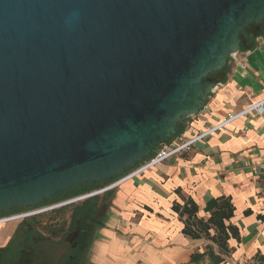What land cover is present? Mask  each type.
Here are the masks:
<instances>
[{
	"label": "water",
	"instance_id": "95a60500",
	"mask_svg": "<svg viewBox=\"0 0 264 264\" xmlns=\"http://www.w3.org/2000/svg\"><path fill=\"white\" fill-rule=\"evenodd\" d=\"M261 25L264 0H0V216L143 164Z\"/></svg>",
	"mask_w": 264,
	"mask_h": 264
},
{
	"label": "crops",
	"instance_id": "0c3cea01",
	"mask_svg": "<svg viewBox=\"0 0 264 264\" xmlns=\"http://www.w3.org/2000/svg\"><path fill=\"white\" fill-rule=\"evenodd\" d=\"M247 50L228 60L221 84L205 101L204 109L183 126L186 140L218 126L227 116L264 99V30L247 42ZM180 133V134H181ZM264 120L255 115L237 118L194 142L191 150L129 176L108 194V211L96 230L92 246L95 264H191L194 254L216 246L203 237L183 234L191 201L197 219L206 222L219 201L234 208L225 225L237 231L222 256L237 264H264ZM17 225L0 223V248ZM210 235L214 230L209 231ZM205 258L203 264H207Z\"/></svg>",
	"mask_w": 264,
	"mask_h": 264
},
{
	"label": "trees",
	"instance_id": "16d2710c",
	"mask_svg": "<svg viewBox=\"0 0 264 264\" xmlns=\"http://www.w3.org/2000/svg\"><path fill=\"white\" fill-rule=\"evenodd\" d=\"M262 30H264V28H262L261 31ZM225 69L226 65L220 71L212 75L219 74V78H221V75ZM182 123L178 124L174 136L182 132ZM172 138L166 140L165 143L170 141ZM112 181L113 180L105 183H110ZM95 187H98V185L86 184L79 188H71L65 193H59L55 195L53 199L45 201L43 204L54 203V201L61 202L73 197L81 196L93 191ZM93 198L95 197L84 200L83 204L75 209L73 217L68 223L62 221H51L49 226L44 224L49 229L52 227V230L50 229V235L52 238L64 237L67 233H69L68 231L70 229L79 234L83 225V219L92 213V208H97L91 202H86ZM89 203L90 208H87ZM39 206H42V204ZM173 210L178 212L180 216L186 215L184 228L182 230L184 235L192 239H199L200 237H203L216 246L217 253L214 252L212 246H207L204 253L192 255L190 259L191 264H203L205 258L208 260L207 264H224L222 256H227L229 253L227 241L230 238H235L237 236V231L234 227L231 225H225V222L229 221V219L233 216L234 208H232V206L227 201H219L217 207L210 214V217L206 222L196 218V208L190 200L187 201L182 208L174 206ZM34 220L37 219L32 218L30 220L23 221L17 226L8 244L4 248H0V264H54V261L52 262L50 256L48 255L40 256V254H37V258H35V252L32 248L33 245L46 244L48 246L47 249H49L51 243L47 241L46 238H42V236L37 235V232L34 229ZM211 229L214 230V234L212 236L209 233ZM79 237L80 236L78 235L75 241H78ZM68 247L69 244H67L68 252L66 257L63 259L64 261L55 264H73L76 251L70 249H74L75 247L74 245H72L70 249ZM68 257L70 258L68 259Z\"/></svg>",
	"mask_w": 264,
	"mask_h": 264
},
{
	"label": "rangeland",
	"instance_id": "374dc122",
	"mask_svg": "<svg viewBox=\"0 0 264 264\" xmlns=\"http://www.w3.org/2000/svg\"><path fill=\"white\" fill-rule=\"evenodd\" d=\"M262 28H263V26H261V29ZM233 59H234V56L230 58V60H233ZM210 77L219 78L220 75L219 74L218 75H212ZM187 120L188 119L183 121L182 126L185 125ZM111 183H113V182L105 183V184L104 183L99 184L98 187H95L93 191H96V190H99V189H101L103 187H106V186H108ZM109 192L110 191H108L107 193H104V194H100V195L94 196L95 198L86 201V202H91L94 206H96L97 207V212H99L101 215L100 216L98 215L96 217V220L94 221V223L96 222V225H93V223L90 222V219L93 216L92 213L90 215L86 216L83 219L84 221H83V225H82L81 229L84 230V231L90 232V235H89L90 237H88V239H87V245H86L87 251H86V253L84 255V258H83V262H82L83 264H95V258H94V256L92 257V249L91 248L93 246V243L95 242L96 230L99 227L103 216L108 211L107 207H108L109 198H110V196L108 194ZM59 203H61V202H55L54 201V203H51V204L50 203L49 204H46V203L43 204L42 203V205L51 206V205H56V204H59ZM82 204H83V201L77 202V203L62 207V208H55V209L50 210L48 212L42 213L41 215H39L36 218L37 220H34V223H35L34 229L37 232V235L42 236V238H46L47 241H49L51 243L49 249H47L48 246L46 244H44V245L43 244L42 245H40V244L33 245L32 248H33V250L35 252L34 253L35 256H36L35 258H37V254H40V256L41 255L50 256V259H51L52 262L54 261L53 262L54 264L55 263H61L62 261H64L63 259L66 257L67 252H68V250H67L68 241H70L74 236H77L76 232L70 229L68 231L69 233H67L59 241V240L56 239L57 237L53 239L52 236L50 235L52 227L50 228L51 229L50 230L44 224H47V226H49L51 221H54V222L62 221V222L68 223L71 220V218L73 217L75 209L80 207ZM46 206H41V207L36 206V207H33V208H27V209H24V212H30L32 210H37V209H40V208H43V207H46ZM37 207H39V208H37ZM87 208H90V203L88 204ZM19 213H21V212H18V213H14V212L13 213H10V212L9 213H4L3 215H5V216H1L0 219L12 216L14 214H19ZM11 222H13V221H11ZM18 222L19 221H14L13 222V226L17 225ZM54 230H57V229H54ZM66 236H68V237L66 238ZM224 264H233V263L231 261H229V260H226V262ZM237 264H254V263L250 262V261H240Z\"/></svg>",
	"mask_w": 264,
	"mask_h": 264
},
{
	"label": "built area",
	"instance_id": "2783aa9c",
	"mask_svg": "<svg viewBox=\"0 0 264 264\" xmlns=\"http://www.w3.org/2000/svg\"><path fill=\"white\" fill-rule=\"evenodd\" d=\"M251 114H255L264 120V99L261 101H258L256 103L250 104L244 110H242L236 114H232V115L227 116L225 119H223L221 121V123L218 126L207 130V132L200 133L194 138L186 140L183 137V133L174 136V138L171 141H168V142L164 143L162 146H159L157 148V150L155 152H153L152 155L144 161L143 164L137 166L134 170H132L130 173L124 175L123 177H120L119 179L112 181L113 183L109 184L106 187H103V188L96 190V191H92V192L83 194L81 196L75 197V198L70 199V200L63 201V202L56 204V205L46 206V207H43V208H40L37 210H32L30 212H24V209L19 210V211L14 212V213H18V212H21V213L14 214V215L6 217V218H1L0 221L1 220L5 221V222L21 221V220L28 219V218L37 216L39 214L48 212V211L53 210L55 208H60V207L66 206V205H70V204H74L77 202L84 201L86 199L92 198V197L100 195V194H104L108 191L113 190L124 179L129 178V176L139 174L140 172L145 171L146 169H149V168L155 167L157 165L163 164V163L171 160L172 158H174L176 156L182 155L183 153L190 151L194 142L198 141L199 139H203L205 136L212 133L216 129L224 126L225 124H227V123H229V122H231L237 118L244 117V116L251 115ZM260 167H261V169H264V161L262 162V164H260ZM2 216H5V215H2Z\"/></svg>",
	"mask_w": 264,
	"mask_h": 264
},
{
	"label": "flooded vegetation",
	"instance_id": "af4514ba",
	"mask_svg": "<svg viewBox=\"0 0 264 264\" xmlns=\"http://www.w3.org/2000/svg\"><path fill=\"white\" fill-rule=\"evenodd\" d=\"M262 26V25H261ZM78 197V196H77ZM73 198H75V197H73ZM73 198H70V199H73ZM70 199H67V200H70ZM64 201H66V200H64ZM61 202H63V201H61ZM51 204V203H50ZM71 205V204H70ZM42 206H46V205H42ZM48 206V205H47ZM66 206H68V205H66ZM39 207H41V206H39ZM39 207H37V208H39ZM63 207H65V206H63ZM60 208H62V207H60ZM15 211V210H14ZM13 211V212H14ZM17 211H19V210H16V212ZM12 212V213H13ZM92 214H93V216L91 217V219H90V222L91 223H93V225H96V222L94 223V221L96 220V217L99 215H101L99 212H97V208H92ZM39 215H41V214H39ZM39 215H37V216H34V217H31V218H28V219H24V220H21V221H19L18 222V224H17V226L21 223V222H23V221H27V220H30V219H32V218H37ZM17 228V227H16ZM76 235L78 236H80L79 237V239H78V241H75V239H76V237L77 236H74L70 241H68V244H69V249H70V247L72 246V245H74V249H70V250H74V251H76V255H75V257H74V262H73V264H83L82 262H83V258H84V255H85V253H86V251H87V247H86V244H87V239H88V237H90L89 235H90V232H88V231H84V230H82L81 229V231L79 232V234L78 233H76ZM68 237V236H67ZM61 238L62 237H57L56 239L57 240H61ZM54 239V238H53ZM70 257H68V259H69Z\"/></svg>",
	"mask_w": 264,
	"mask_h": 264
},
{
	"label": "bare ground",
	"instance_id": "6f19581e",
	"mask_svg": "<svg viewBox=\"0 0 264 264\" xmlns=\"http://www.w3.org/2000/svg\"><path fill=\"white\" fill-rule=\"evenodd\" d=\"M1 222H5V221H2V220H1L0 223H1Z\"/></svg>",
	"mask_w": 264,
	"mask_h": 264
}]
</instances>
